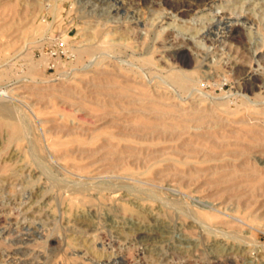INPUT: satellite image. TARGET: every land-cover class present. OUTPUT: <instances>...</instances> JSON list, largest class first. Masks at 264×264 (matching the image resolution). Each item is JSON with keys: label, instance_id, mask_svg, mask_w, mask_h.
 I'll return each instance as SVG.
<instances>
[{"label": "rangeland", "instance_id": "obj_1", "mask_svg": "<svg viewBox=\"0 0 264 264\" xmlns=\"http://www.w3.org/2000/svg\"><path fill=\"white\" fill-rule=\"evenodd\" d=\"M222 1L186 17H172L159 1L134 6L137 11H117L115 0L11 2L18 11L7 10L9 16L0 20L12 24L0 38V106L8 108L2 120L15 124L18 134L13 138L10 127L0 123V264H264V182L251 189L248 182L196 181L199 169L211 163L176 166L169 155L151 149L136 150L148 154L146 163L128 164L127 157L110 165L100 159L108 149H96L99 139L88 141L120 127L65 103L71 94L98 98L90 86L93 69L115 58L179 103L196 99L216 107L223 120L212 131L239 128L236 120L248 114L263 122L264 0ZM137 17L143 33L112 34ZM233 25L234 38L227 35ZM164 39L188 41L192 63L169 58L160 48ZM89 43L97 47L93 53L74 52ZM231 55L250 61L251 69L238 71ZM173 70L189 75L186 90L169 79ZM250 71L258 77L254 91L243 89ZM217 119L211 116L208 122ZM256 154L254 163L264 170V151ZM138 210L145 213L147 229L163 234L151 243L134 239L141 224L135 219ZM155 214L160 222L152 221ZM195 217L209 226L191 225Z\"/></svg>", "mask_w": 264, "mask_h": 264}, {"label": "bare ground", "instance_id": "obj_2", "mask_svg": "<svg viewBox=\"0 0 264 264\" xmlns=\"http://www.w3.org/2000/svg\"><path fill=\"white\" fill-rule=\"evenodd\" d=\"M12 1L14 0H0V6L3 5L2 11L0 10V13L3 12V14L1 13L2 17L0 18V20L5 19V15H8L6 14L7 10L8 11L13 10L14 7L18 5L15 4L14 2L11 3ZM115 1L119 4L117 5L116 8L117 11L123 9H129L131 7H133L134 9L135 8L134 6H138L144 3L147 4L148 2L159 1L161 2V4L165 5L166 8L170 10L169 14L173 13V15L175 16L186 17L189 15L191 11L195 9H200V8L204 9L209 4L211 5V3L214 0H115ZM224 1L222 2L224 3ZM3 3H6V5L7 4L8 5L4 7ZM52 10L54 11V8ZM23 12L25 13V10ZM140 19L141 18L137 17L135 18L134 21L128 22V24L124 25L125 29L120 28L119 26L120 29L119 28L114 29L112 31V34L118 35L121 34L122 32H133L136 34H138V32L143 33L142 31L144 29H142V25L144 23L142 24ZM218 25L220 24L218 23ZM11 26H12L11 23L0 24V38L6 34V32L11 28ZM17 30H20L19 27ZM237 30H238L237 27L233 25V27L229 29L228 31L229 33L227 35L234 38L237 35L236 34ZM22 31H25V29H23ZM146 31L148 32V30ZM180 40H184V39H180ZM227 40L228 39H226L225 41ZM188 45H190L188 41L187 42L182 41V43H178V42L175 43L164 39L162 41L160 48H162L164 53L168 55L169 58H171L176 63L189 65L192 63V57L190 56V53L187 50V48L189 47ZM96 49L97 47L95 44L89 43L85 46L84 45L81 47L79 46L78 48L75 49L74 52L78 53L79 56H81L84 53L91 54ZM65 50L67 51L68 49ZM229 60L230 63L234 65L238 71L242 72L243 70H245L247 72L248 69L249 70L251 69L250 64H248L250 61L246 63L238 59L236 56L232 57V55ZM127 64L123 62H119L115 58H110L101 61L99 63V67L96 68L95 70L93 69V77L90 78L91 79L90 86L94 88L93 91H95V95L98 98L87 99L85 96H77L75 94H71L69 95L68 98H66L65 103H69L73 106L78 107L79 110L85 111L86 113L91 115L92 118L95 119L96 121L107 122L114 126L120 127L119 131H113L112 133H110L109 136L105 138L101 136L99 138L98 137L96 138V136H92L88 141L89 143H96L99 139V141L96 143L98 145L96 149L98 151L102 149H108L105 156H103L100 159H109L108 163L114 166L119 165L121 162H125L127 157H128V164L132 163L131 162L132 160L133 162L137 161L140 163L141 162L146 163L148 159V154L146 156H143L142 153L140 152L137 153L136 150L151 149V152L156 151L157 154L160 152L159 155L162 156L169 155L170 156L169 158L174 159L173 165L176 166L178 164L186 165L187 162L193 160L196 163H211L210 167H208L206 170H203L204 172L199 169L200 174H198V177H196V181L200 180V178L203 177V178H208L209 182L213 185H219L221 183L234 182V181L239 182L240 185V183L246 184V182H248L249 185L248 183L247 185L252 187L251 189L256 188V186H259V184L264 182V170H261V168L258 166L259 164L257 165L256 163H254L256 162L254 161V158L256 160L259 159V158L257 159V157H255L254 155L258 152L264 151V121L262 122L260 120H254L257 117L252 116L253 114L252 115L248 114L236 120V122L241 123V126L239 128L223 129L224 127H221L216 131H212L213 129L211 128H214V125L216 124H219L221 126L222 124H220L219 122L223 120L222 116L216 113V107H212V106L205 107L203 102L196 99L192 100V102L190 103L187 102L179 103L175 101L174 99L175 97L172 94H170L168 90H164V89L161 90L160 88H151V86L149 87L147 85V81L143 77L142 72L137 70L135 67H132ZM248 74L250 78L244 81L243 89L254 91L258 86L256 83V81L258 82V77L255 75V73H252V71H250ZM169 79L177 87H180L183 90H186L191 84L190 83L191 79L189 78V75L186 72L180 70H173L169 74ZM101 98H105V99H101ZM89 103L91 104L93 103L92 107L89 106ZM215 103L217 105L223 104L222 102L219 103L215 102ZM7 111L8 108L5 105L0 106V116H1L0 123L2 125H8L11 129V136L13 138H16L18 134L17 126L13 123L2 120V118H5L7 116L6 115ZM257 112H262V111H257ZM211 116L218 118L215 123H213V121L208 122V119ZM226 131L230 134L232 133L236 134L237 137L235 136L236 138L232 139L231 136ZM155 148L159 150H153ZM130 150L131 152H133L134 150L136 151V153L133 152V154L130 153L126 154V151L129 152ZM199 202H201L202 204L204 203L206 204L205 200ZM202 204L200 205L202 206ZM206 205H208V203ZM214 209L217 210L218 212L220 211V209H216V208ZM136 218H138V220H140L139 222L141 223L139 226L136 225L138 227V230L136 229L137 233L135 234L134 237V239H136L138 243L143 242V244H147L148 241L150 242L151 240L156 239L160 235H163L161 231L160 232L154 231V229L151 228L147 229V227L145 226L146 223H144V219H145L144 211L138 210L135 219ZM152 219H153L152 221L160 222L159 220L160 216H156V214ZM200 224H204V223L202 222ZM200 224L197 218L196 220L195 219L191 220V225L193 226L199 227ZM204 225L206 226L207 224ZM208 229L210 228L208 227ZM203 232L200 233L202 234ZM185 234L187 233L185 232ZM203 235L201 236L203 237ZM184 239H185L184 241L186 242H190L193 240V239L191 240L190 238L188 239L186 237ZM219 240L221 241V239ZM234 243L236 244V242ZM154 245L155 244H153V246ZM217 246L220 247V245ZM238 248L241 249L240 247ZM229 250H231V252L233 251L230 248ZM236 251L237 248L235 249V252ZM151 252L153 251L151 250ZM242 252H244V250ZM130 264H145V263L144 262L142 263V261L141 262L138 261L137 263L133 262Z\"/></svg>", "mask_w": 264, "mask_h": 264}]
</instances>
